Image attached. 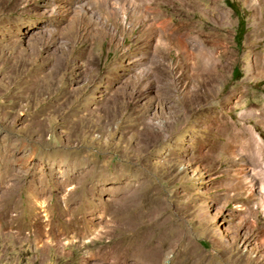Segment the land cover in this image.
Returning <instances> with one entry per match:
<instances>
[{
    "label": "rangeland",
    "instance_id": "374dc122",
    "mask_svg": "<svg viewBox=\"0 0 264 264\" xmlns=\"http://www.w3.org/2000/svg\"><path fill=\"white\" fill-rule=\"evenodd\" d=\"M263 197L264 0H0V264H264Z\"/></svg>",
    "mask_w": 264,
    "mask_h": 264
},
{
    "label": "bare ground",
    "instance_id": "6f19581e",
    "mask_svg": "<svg viewBox=\"0 0 264 264\" xmlns=\"http://www.w3.org/2000/svg\"><path fill=\"white\" fill-rule=\"evenodd\" d=\"M143 59H145V58H143ZM143 65V64H142ZM145 66V65H144ZM143 66V67H144ZM156 66V65H155ZM154 66V68H156ZM146 68V67H145ZM149 68H151V67H149ZM153 68V67H152ZM152 70V69H151ZM163 70V69H162ZM204 71V70H203ZM182 74V73H181ZM197 74V73H196ZM151 75V74H150ZM200 85V84H199ZM205 87V91L202 93V94H204V95H206V89H207V85L206 86H204ZM197 103V102H196ZM213 116L214 115H210V116H208V117H206V119L205 120H207L208 121V124H210L209 125V127L210 128H208V129H211L212 131H213V133L214 132H216L217 130H216V128H217V124H216V121L213 119ZM196 136V135H195ZM254 139V138H253ZM202 140V139H201ZM213 141V140H212ZM214 142V141H213ZM228 142V141H227ZM216 144V143H215ZM204 145V144H203ZM230 148H232L233 147V145H234V141L233 142H231L230 144ZM261 193V192H260ZM263 200H264V197H263ZM262 207H263V209H264V202L262 203ZM156 234V233H155ZM160 242V241H159ZM161 244V243H160ZM147 254V259H149V261H150V263H158L160 260H162V257L164 256V253H162L161 252V249H159L156 245H155V243H153L152 245L151 244H149V249H148V253H146Z\"/></svg>",
    "mask_w": 264,
    "mask_h": 264
}]
</instances>
